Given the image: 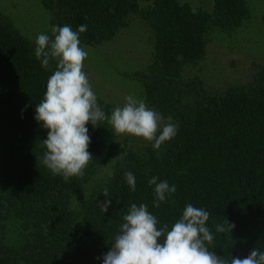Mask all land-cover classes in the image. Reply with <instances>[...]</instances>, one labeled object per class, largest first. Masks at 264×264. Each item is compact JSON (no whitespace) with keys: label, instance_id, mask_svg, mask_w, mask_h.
Returning a JSON list of instances; mask_svg holds the SVG:
<instances>
[{"label":"trees","instance_id":"1","mask_svg":"<svg viewBox=\"0 0 264 264\" xmlns=\"http://www.w3.org/2000/svg\"><path fill=\"white\" fill-rule=\"evenodd\" d=\"M58 26L78 30L80 41L97 44L115 35L139 0H42ZM156 41L154 61L143 76L147 102L171 115L177 135L156 155L130 154L87 200L79 213L71 195L112 160L115 136L107 121L87 125L92 159L82 176L53 175L42 163L44 129L34 117L55 67L45 69L28 41L0 15V222L23 221L28 232L20 246L0 240V264H103L131 204L147 205L157 227L171 226L187 204L210 213V251L226 259L264 251V70L246 85L221 94L193 95L183 102L177 79L183 67L205 52L213 26L234 29L249 18L245 0H215L213 13L179 0H153L143 10ZM112 111L109 106L107 114ZM125 171L136 178L127 184ZM152 177L167 180L176 192L159 207ZM158 181V182H159ZM108 189L107 197L103 190ZM111 200L107 213L100 202ZM235 224L225 233L217 224ZM163 238H161L162 242Z\"/></svg>","mask_w":264,"mask_h":264},{"label":"clouds","instance_id":"2","mask_svg":"<svg viewBox=\"0 0 264 264\" xmlns=\"http://www.w3.org/2000/svg\"><path fill=\"white\" fill-rule=\"evenodd\" d=\"M86 30L87 25H80L78 30L70 25L53 26L51 36L40 33L35 39V56L42 66L47 69L51 61L56 65L47 80L43 99L35 107L34 119L48 130L47 138L42 141L46 148L42 163L66 182L70 177L82 176L92 159L88 150L89 123L96 127L99 122L107 121L116 134L143 138L153 142L157 150L178 132V124L171 122V117L164 123L159 112L134 94L126 96L124 105L114 108L110 114L101 109L84 71L88 52L81 47L80 34ZM124 177L135 190L133 173L125 171ZM158 181L159 177L149 180L154 185L156 207L165 201L166 194L177 190L167 180ZM103 192L107 197L108 189ZM100 207L107 213L111 200L101 201ZM209 217L205 209L187 204L182 217L170 230L168 224L158 228V220L147 205L133 203L123 216L124 222L110 250L103 256V264H264V251L258 248L243 258L231 255L228 259L210 251L208 245L214 236L206 226ZM234 228L235 224L227 220L216 225L219 233L232 232Z\"/></svg>","mask_w":264,"mask_h":264},{"label":"rangeland","instance_id":"3","mask_svg":"<svg viewBox=\"0 0 264 264\" xmlns=\"http://www.w3.org/2000/svg\"><path fill=\"white\" fill-rule=\"evenodd\" d=\"M179 1L189 4L194 10L209 13L214 10L215 0ZM245 1L250 10L249 18L234 29L211 27L206 35L204 55L196 63L183 67L177 79L183 102H190L194 94H221L232 87L249 84L264 70V0ZM152 2L139 0V12H131L125 25L113 37L97 44L81 42V47L88 52L84 71L97 96L98 105L106 114L109 106L112 110L123 106L125 97L134 94L159 112L167 123L171 115H165L147 102L142 84L155 55V33L142 14ZM0 15L28 41L34 53L37 35L45 33L51 36V28L58 26L42 0H0ZM50 65L56 67L55 61H51ZM171 122L174 123L172 117ZM112 131L115 136L113 158L98 166L91 178L71 195L69 207L75 213L83 209L91 195L128 155L162 153V146L157 150L153 142ZM22 224L20 219L0 222V240L8 246L22 245L28 233L23 230Z\"/></svg>","mask_w":264,"mask_h":264}]
</instances>
